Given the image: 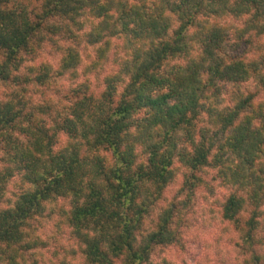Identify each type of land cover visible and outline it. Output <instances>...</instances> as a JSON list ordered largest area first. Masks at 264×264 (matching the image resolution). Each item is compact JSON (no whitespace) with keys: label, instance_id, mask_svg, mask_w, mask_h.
<instances>
[{"label":"clouds","instance_id":"1","mask_svg":"<svg viewBox=\"0 0 264 264\" xmlns=\"http://www.w3.org/2000/svg\"><path fill=\"white\" fill-rule=\"evenodd\" d=\"M0 72V264H264V0H0Z\"/></svg>","mask_w":264,"mask_h":264},{"label":"trees","instance_id":"2","mask_svg":"<svg viewBox=\"0 0 264 264\" xmlns=\"http://www.w3.org/2000/svg\"><path fill=\"white\" fill-rule=\"evenodd\" d=\"M212 81H210V85L212 86L215 81L225 82L228 83H238L242 79V69L237 65L233 66L232 68L225 69L224 71H220L219 67L212 70ZM243 75H246L244 73ZM0 79H8L6 74L3 72H0ZM191 78H189V84L192 87L191 92L186 91H174V95L179 97L180 103L174 107L173 109L164 110L165 100L159 101L157 105V111L163 112V117L170 122L173 126L179 123L184 122H190L191 120H195L197 115L199 114V110L202 108V106L199 104L198 99L203 98L200 96L201 90L196 88L194 85H191ZM178 89H184L185 84L184 82L178 83ZM217 92L220 91V89L216 90ZM15 115H18V113L14 114L11 106H4L2 109H0V122L4 123H10L12 119L15 118ZM114 132H119V127L114 129ZM117 190L120 188L125 189L126 191L129 189V185L127 183L116 185L115 186ZM118 197L120 195H123L125 193H121L118 191ZM93 195L97 197L96 201V207L102 208L103 204L98 199L99 194L94 192ZM90 211H94L90 210ZM80 215H84V213H80ZM9 217H0V229H7L8 223H9ZM4 237L8 238L9 233L5 230L4 231Z\"/></svg>","mask_w":264,"mask_h":264}]
</instances>
